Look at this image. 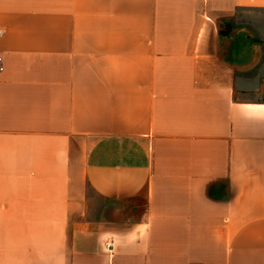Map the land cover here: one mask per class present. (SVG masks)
<instances>
[{
	"label": "crops",
	"instance_id": "0c3cea01",
	"mask_svg": "<svg viewBox=\"0 0 264 264\" xmlns=\"http://www.w3.org/2000/svg\"><path fill=\"white\" fill-rule=\"evenodd\" d=\"M0 30V264H264V0H0Z\"/></svg>",
	"mask_w": 264,
	"mask_h": 264
},
{
	"label": "built area",
	"instance_id": "2783aa9c",
	"mask_svg": "<svg viewBox=\"0 0 264 264\" xmlns=\"http://www.w3.org/2000/svg\"><path fill=\"white\" fill-rule=\"evenodd\" d=\"M0 33H2V31L0 30ZM3 58L0 56V70H3Z\"/></svg>",
	"mask_w": 264,
	"mask_h": 264
},
{
	"label": "rangeland",
	"instance_id": "374dc122",
	"mask_svg": "<svg viewBox=\"0 0 264 264\" xmlns=\"http://www.w3.org/2000/svg\"><path fill=\"white\" fill-rule=\"evenodd\" d=\"M246 96H254L256 93H254V92H246V93H244ZM262 94H264V93H262Z\"/></svg>",
	"mask_w": 264,
	"mask_h": 264
}]
</instances>
